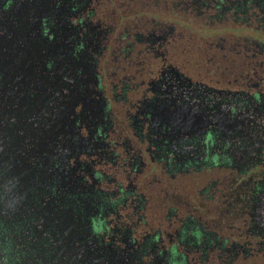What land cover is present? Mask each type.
<instances>
[{
  "label": "flooded vegetation",
  "instance_id": "1",
  "mask_svg": "<svg viewBox=\"0 0 264 264\" xmlns=\"http://www.w3.org/2000/svg\"><path fill=\"white\" fill-rule=\"evenodd\" d=\"M57 7L28 22L64 44L77 146L9 115L0 62V163L16 145L39 170L20 208L0 170V264H264V0Z\"/></svg>",
  "mask_w": 264,
  "mask_h": 264
},
{
  "label": "water",
  "instance_id": "2",
  "mask_svg": "<svg viewBox=\"0 0 264 264\" xmlns=\"http://www.w3.org/2000/svg\"><path fill=\"white\" fill-rule=\"evenodd\" d=\"M58 1L60 0L15 2V7L6 16L5 23L1 22V26L6 29L7 38L5 42L0 38V55L3 56L0 62L2 70L5 72L7 69V99L11 104L19 100L18 110L10 105L9 115L17 118L19 114L33 118L36 114V118L44 124V127L38 128L39 135L49 138V135L53 134L57 141L56 155H61L64 150L75 151L77 146V133L70 115L74 114L79 98L73 89L67 88L65 82V78L69 76L63 70L64 44L61 46L43 38L42 35L36 42V39H33V19L28 22V13L33 18L35 12L40 21L44 18H54L59 24H63L64 10L57 7ZM3 47L5 51L1 50ZM48 62H51V70L47 69ZM36 67L40 71L38 79L34 73ZM65 89L67 96L63 95ZM30 92H35L34 97L30 96ZM33 123L34 120L25 124ZM8 155L13 157L5 164L0 163V170L7 171L6 195L10 203L20 208L21 204H25L24 197L31 195V189L36 186L35 176L39 172L36 168L37 161L31 160L34 153L28 155L29 158L25 156L18 160L16 145L10 148Z\"/></svg>",
  "mask_w": 264,
  "mask_h": 264
}]
</instances>
